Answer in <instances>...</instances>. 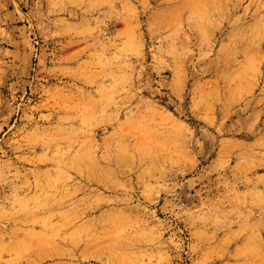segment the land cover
I'll return each instance as SVG.
<instances>
[{
	"label": "rangeland",
	"instance_id": "rangeland-1",
	"mask_svg": "<svg viewBox=\"0 0 264 264\" xmlns=\"http://www.w3.org/2000/svg\"><path fill=\"white\" fill-rule=\"evenodd\" d=\"M0 264H264V0H0Z\"/></svg>",
	"mask_w": 264,
	"mask_h": 264
}]
</instances>
